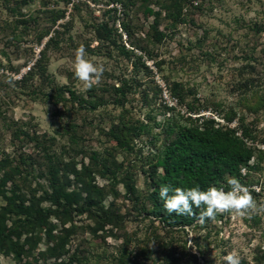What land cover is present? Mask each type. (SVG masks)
Segmentation results:
<instances>
[{"label": "rangeland", "instance_id": "1", "mask_svg": "<svg viewBox=\"0 0 264 264\" xmlns=\"http://www.w3.org/2000/svg\"><path fill=\"white\" fill-rule=\"evenodd\" d=\"M174 1L185 23L166 15ZM44 9L64 17L39 43L46 20L26 29L17 20ZM19 12L0 0V228L26 218L18 201L2 210L13 190L33 214H49L27 242L23 228L0 242V264H226L227 253L240 264H264V31L254 33L255 25L264 28V0H29ZM98 22L114 30L112 41L95 40ZM81 45L104 69L91 87L74 74ZM42 48L45 74L35 67L26 75ZM201 116L252 136L244 141L256 148L257 169L242 184L254 204L166 229L145 213L151 154L169 127ZM113 126L125 146L108 137ZM92 152L116 163V178L100 174ZM51 179L79 194L87 211L63 217L51 203Z\"/></svg>", "mask_w": 264, "mask_h": 264}, {"label": "trees", "instance_id": "2", "mask_svg": "<svg viewBox=\"0 0 264 264\" xmlns=\"http://www.w3.org/2000/svg\"><path fill=\"white\" fill-rule=\"evenodd\" d=\"M29 0H21L17 3V0L13 2L14 6L10 7L9 0H2V5L7 12L13 14L20 13V7L25 5ZM58 2H64L67 0H57ZM18 4V5H17ZM14 7V8H13ZM181 1H174L170 7L166 8L167 16L170 17L174 22L185 23L187 20L181 14ZM41 15L38 17H28L24 20H17L18 24L22 25L23 29L28 28L32 23H38L39 20H46V24L38 32L37 42L49 35V28L56 26L58 20L64 17V12L60 10H48L44 9L40 12ZM158 13L155 14L154 23L152 28L157 35V40H160L163 34L157 31L156 23ZM17 26V25H15ZM264 31L261 26L255 25V32ZM114 30L108 26L106 22H98L93 26V35L95 40L101 44L104 41H112V34ZM54 41V38L50 37L45 46H49ZM121 50L124 52V46H121ZM46 56L45 49H41L39 57L36 58L32 67L26 72V75H31L33 69L39 71L40 75H44L46 72ZM25 78V77H24ZM118 93L124 96V91L121 88L117 90ZM61 95V94H59ZM119 105L122 103L117 100ZM95 106H93L94 108ZM189 124L179 126L175 129L169 127L167 134L169 137L164 143L155 148L151 154L153 163L151 166L152 178L150 184V190L147 193L146 199L148 203V209L145 210L147 216L157 220L163 228L175 230H183L186 227L193 225L197 221H204L209 219L205 217L203 220L200 219V213L203 211V207L195 208V215L192 216H181L174 213H168L163 207V201L160 199L158 192L159 188L163 184L171 185L172 187H191L200 186L201 188H207L209 185H215L217 187L227 185V180L231 177H236L242 184V180L245 176H242L240 169L246 167L248 173L257 169V166L252 164L249 165V161L256 155V148L252 145H247L245 139H252V136L246 131H240V136L236 135L235 129H230L215 124L214 120L196 117L191 119L186 118ZM192 124L193 121L197 122ZM145 126H139L134 132V136L138 137L140 132ZM118 126H113L108 132V137L120 145H126L120 138V132L116 129ZM90 161L95 166L100 168V174L108 179H114L117 177L118 167L112 160H108L106 157L101 158L98 152H92ZM51 165V163L49 164ZM51 167V166H50ZM49 167V175L54 176L55 171ZM51 183L52 196L51 203L57 209H60L63 217L68 219L71 214H82L87 211L84 204L80 203L79 194L68 193L62 190L60 186H56L55 180ZM3 182H0V185ZM126 192L130 193L133 191V184L125 185ZM6 205L2 208L4 212H10L18 206L26 214V218L17 225L16 221H13L7 229L0 228V242L8 240L11 235L15 232L16 228H20L26 235L25 241L30 240L28 234L34 230L36 226L42 227L46 224L48 217V210H40L37 215L33 214V206L24 207L25 196H16L15 191L11 192V197L5 199ZM32 211V212H30ZM35 215V216H33ZM17 246V244H15ZM19 255L20 251H16ZM124 253V251H123ZM65 264V263H62Z\"/></svg>", "mask_w": 264, "mask_h": 264}, {"label": "clouds", "instance_id": "3", "mask_svg": "<svg viewBox=\"0 0 264 264\" xmlns=\"http://www.w3.org/2000/svg\"><path fill=\"white\" fill-rule=\"evenodd\" d=\"M103 66H98L86 58L85 48L81 45L76 49L74 55V74L84 81L87 87H91L93 80L98 81L102 75ZM229 189L215 185H209L207 188L200 186L191 187H172L163 184L159 188L158 195L163 201L164 209L172 214L181 216H192L196 213L195 208L203 207L199 214L200 219L205 217L214 218L217 213L235 210L241 212L253 206V197L246 185L240 183L236 177L227 180ZM226 264H240L239 256L234 253H227L224 256Z\"/></svg>", "mask_w": 264, "mask_h": 264}, {"label": "built area", "instance_id": "4", "mask_svg": "<svg viewBox=\"0 0 264 264\" xmlns=\"http://www.w3.org/2000/svg\"><path fill=\"white\" fill-rule=\"evenodd\" d=\"M29 69V66L27 67V70ZM236 135L237 136H240V133H238V132H236ZM252 161H253V159L252 160H250L249 161V165H252ZM240 173H241V175L242 176H245V175H247L248 174V170H247V168L246 167H242L241 169H240ZM220 188H224L226 191L229 189V188H226L225 186H221ZM250 190V189H249ZM223 212H219V213H217V214H222Z\"/></svg>", "mask_w": 264, "mask_h": 264}]
</instances>
